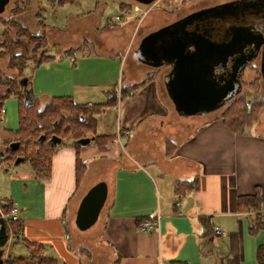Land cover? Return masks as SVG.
Wrapping results in <instances>:
<instances>
[{
    "label": "crops",
    "instance_id": "1",
    "mask_svg": "<svg viewBox=\"0 0 264 264\" xmlns=\"http://www.w3.org/2000/svg\"><path fill=\"white\" fill-rule=\"evenodd\" d=\"M34 1L28 0L30 7L24 5V13L20 17L17 15L29 28L36 21L32 15L33 9L40 7L42 13V6L36 4L35 7ZM174 2L183 3L184 6L187 4V1ZM180 7L171 4L168 7L171 9L162 10L169 16ZM125 27L132 31L130 23H124ZM117 28L115 30H119ZM85 42L73 34L66 46L61 50L56 49L57 55L46 53L54 57L49 61L54 62L50 64L65 66L72 72L77 65L75 52ZM126 47V51L134 57L131 51L133 45L126 44ZM135 61L137 71L142 74V82H150L152 86L151 97L155 103L153 110L140 119H131L128 112L124 115L125 101L120 91L123 87H116V84L110 87L75 81L73 73L70 75L65 69L60 73L41 72L43 66H35L34 74L25 77V100L38 99L42 106L51 100V95H72L77 103L84 105L104 103L107 101L106 92L116 87V105L106 107L96 118L99 135L116 134L117 138L110 143L108 151H101L94 141L80 147V158L86 160L87 170L78 189L75 184L76 149L70 142L58 146L52 158L49 178L26 173L27 178L24 174L18 175L17 179L27 181L23 185L27 199L20 203L23 230L15 236L9 251L7 247L4 249V257L16 255L14 249L23 251L19 243L22 239H28L42 244L44 252L45 246L50 244L55 255L45 253L57 259L60 257L64 264H83L82 260H77V252L81 254L86 251L79 246L72 251L65 238L66 227H75L76 209L81 197L95 183L106 181L109 193L99 237L102 240L101 250L109 252L111 257L104 264H164L170 260H184L189 264H259L256 256L258 247L264 245V230L256 234L248 230V217L253 214L239 210L237 199L240 195L253 194L259 189L263 195L264 213V121L254 124V129L249 133L237 134L225 126L223 118L209 120L179 114L187 126L201 129L193 134L192 139L191 136L185 139L182 135H176L178 131L185 133L186 128L178 126L176 132L175 127L169 126L167 114L174 103L169 98L168 102L163 101L157 89L160 82L164 83V76H160L159 70ZM37 84L42 85L48 95L37 97L34 94ZM135 84L138 83L131 85ZM151 116L154 118L150 119ZM142 121L146 127L136 128L141 135L134 139L130 129ZM165 129L172 132V141L176 146L166 144L167 135H161ZM124 137L130 138V144L138 140L139 146H145L142 162L134 153L125 154V146L121 143ZM144 141L157 143L158 151L150 149L151 145H145ZM184 181H193L191 187L185 184L177 192L176 186ZM35 188L40 191L39 196ZM9 199L19 205L13 196ZM159 214V229L152 232L139 229V219L145 220ZM206 219L209 229L205 224ZM215 226H219L224 233L219 235L213 232ZM88 256L91 261V254Z\"/></svg>",
    "mask_w": 264,
    "mask_h": 264
},
{
    "label": "rangeland",
    "instance_id": "2",
    "mask_svg": "<svg viewBox=\"0 0 264 264\" xmlns=\"http://www.w3.org/2000/svg\"><path fill=\"white\" fill-rule=\"evenodd\" d=\"M20 1L21 0H10L5 11L0 14V41L4 38V34L12 39H17L18 34L16 33V29L12 27V25L11 28L5 26L4 20L8 19L6 17H10L11 13L17 10L19 11L17 15L20 17V14L23 12V6L25 5L27 8L30 7V2H28V0H24V3H20ZM120 1L122 0H68L62 4L59 0H35V7H37L36 4L42 6V13L40 7L33 9L35 12L33 11L32 15L35 16L36 23L32 22L30 24L31 28H29L24 26L20 18L19 21L24 27H26V29L29 31V34L37 36L36 34L41 32V41L44 39V46L41 49L44 50V53H54L57 55L56 49L61 50L63 46H66L69 38L73 34H77L79 36V40L81 41L86 40V42L82 44V47L79 48L77 52H75L77 65L73 68L72 72L62 65L52 66L50 63L54 61H46L38 65V67L43 66L40 71H56L60 73L65 69V71H68L70 75L73 73V77H75L73 80L75 81L90 82V84L110 87L114 84H117L116 87H123V89L132 83H138L137 86L132 89L134 93H132V96H124L125 102L123 103V112L124 115L126 112H128V117L131 119H140L143 118V116L146 115L149 110H153L152 108L155 106V103L153 102L154 100L151 97L152 86L150 82H142V74L137 71L138 66L135 64V58L126 51V44L129 46L133 45V47H135L136 44L140 42L142 36L153 29L159 28L166 22L171 21L174 19V17L181 16L190 12V10H195L196 8H200L202 6H213V4H216L222 0H178L184 1V3L187 1L185 6L183 3H175L174 0H159L156 5L155 3L147 6L142 4L143 10L137 13H135V10L125 12L120 9ZM132 2L138 3L135 1ZM19 4L20 6H18ZM171 4L173 6H183L178 8L179 10L175 11V14L167 16L168 13L164 12L162 9H171H168ZM158 10H162L163 12L160 11L158 13ZM30 11L32 12V10ZM42 17L45 22L43 21ZM124 23H130L132 25L131 32L126 27L123 28ZM116 28L119 30H115ZM5 29H10L9 33H4ZM21 39L23 38L21 37ZM23 41H26L25 45L27 51H29V54L33 53V48L37 45V43L28 42L29 40L27 38H25ZM110 43H112V46ZM18 51H22V48L16 50V52ZM68 61L70 62V60ZM8 63V57L5 59H0L1 69L7 71V74H16L13 73L12 70L6 69L8 67ZM256 63L258 64V62ZM72 65L73 64L70 66ZM35 66L36 65L33 62L29 63L28 67L25 69L23 78L31 77L37 68ZM158 70L161 74L160 76H162L167 71V67L159 68ZM245 73L246 74L243 78L244 84L242 93L237 98H234L227 106H224L223 108H220L219 110L210 113L207 116L197 117L208 118L209 120L217 119L221 118L224 112H227L230 109H233L234 111L235 107L241 106L245 108L246 105L248 107H252V104L254 103L253 107L251 108L250 115L252 118L253 116H257V123L264 121V82L260 77V72H254L252 69H250ZM165 86V80L164 83L160 82V86L157 88L158 95L163 101L168 102V98L170 100L172 99L170 98L169 91L165 88ZM103 88L105 89L106 87ZM34 94L37 95V97L48 95L45 88L40 84H37L35 87ZM53 96L51 95V97ZM40 105L42 104L40 103ZM18 107L19 103L15 95L11 94L9 97L5 98L3 103V109H5V113L3 114V121H0V149L4 147V140L12 138V136L9 134L10 132H8L7 129L16 130L19 126ZM179 113L180 112L177 110L176 106L172 105L170 113L167 114L169 126H173L175 128L180 126L188 129H185L186 132L184 133L182 131H178V128H176V132L178 131L176 135H182L185 139L188 136H191L192 139L195 136L193 134L195 132L198 133L201 128L191 127L190 125L187 126V122L179 116ZM151 118L153 119L154 116H151L150 119ZM142 123L143 121L134 129H130L132 132L131 136H133L134 139H138V135H141V132H137L136 128L144 129L146 127V125H142ZM144 132L145 131L142 133ZM161 135H167V140H165L166 144L169 146H176V144L173 142L174 139L172 132L165 129L161 131ZM129 140L130 138L124 137L121 142L123 143V146H125V154L127 155L134 153V156H136V158L142 162V154L146 149L145 146H139L137 143L138 140L135 142V144H130L128 143L130 142ZM144 143L147 146L151 145L150 149H156L158 151L157 143L151 144L148 141H144ZM24 173L30 176H35L34 170L28 161L0 164V199H4L6 197L10 198L13 196L14 199L16 198V200H18L19 206L21 208L20 203L23 202V199H27L24 197L25 191L23 187L27 181L26 179L19 180L17 178L18 175ZM26 174L23 175L25 178L28 177ZM35 191L37 196H39L40 191L36 188ZM105 207L106 206L102 208V212L98 221L95 222L91 228L83 231L78 229L76 225L73 228L68 226L66 227L65 238L69 246L72 248V251L75 249L77 250L78 246L84 248L82 250L86 251L85 253L81 254L80 252H77L79 254L77 260H82L81 263L83 264L84 262L86 264H104V262L110 260V253L101 250L102 240L99 237L101 233L100 223L104 217ZM0 210H2V212H6L1 204ZM14 238L15 236H12L8 243V251V248L12 246V241ZM19 244L21 248L23 247V251L19 252L14 249L13 253L16 254L15 256H19L20 254H28L26 244L22 240ZM45 247L46 253H52L55 255V252L52 251L53 248L50 246V244H47ZM89 253L91 254L92 258L91 261H89ZM56 264H63V261L60 257L58 258V263Z\"/></svg>",
    "mask_w": 264,
    "mask_h": 264
},
{
    "label": "trees",
    "instance_id": "3",
    "mask_svg": "<svg viewBox=\"0 0 264 264\" xmlns=\"http://www.w3.org/2000/svg\"><path fill=\"white\" fill-rule=\"evenodd\" d=\"M62 4L68 0H59ZM134 2L129 0L120 1V9L125 12L134 10ZM20 6V4L18 5ZM19 11L11 13L10 18L4 20L5 26L16 29L17 39H12L4 34V38L0 41V59L9 58L8 67L13 73L7 74V71L0 67V111L3 108L5 98L11 94L15 95L19 103V126L16 130L7 129L10 132L11 139L4 140L5 151L4 155L0 154V164L13 163L18 157H22V161L30 162L35 176L38 178H49L52 158L56 153L59 145H65L69 142L76 149V185L77 189L82 182L86 170V160L80 158L79 145L77 141L82 138L91 137L98 145L101 151H108L110 143L117 138L116 134L99 135L97 114L102 112L106 107L116 105L118 101V91L116 87L106 92L107 101L104 103H85L80 104L75 101L73 96H53L46 106L40 105L38 99H33L27 102L26 90L21 86L19 80L24 77L25 69L29 63L33 62L36 66L43 62L50 61L54 57L44 53V42L41 41V32L37 36L29 34V31L24 27L17 14ZM10 29H5L9 33ZM43 34V33H42ZM44 35V34H43ZM21 37L23 39H21ZM42 37V36H41ZM27 38L28 42L37 43L33 48V53L29 54L23 40ZM36 38V39H35ZM22 51L16 52L17 49ZM117 85V84H116ZM137 85L127 86L122 88V96L132 94ZM254 104V103H253ZM252 104V107H253ZM252 107L245 108L238 106L224 112V123L230 130L237 134L249 133L257 123V116L250 115ZM237 108V109H236ZM59 137V144H51L53 137ZM41 137L43 140L40 141ZM18 143L17 149H11L8 146L12 143ZM196 180V179H195ZM194 180V181H195ZM193 181H184L176 186L177 192L186 184L191 187ZM0 204L3 206L5 213L9 212L13 205V200L8 197L0 199ZM239 210L251 212L249 216V231L252 234L264 230V213L262 211L263 195L261 191L256 190L253 194L240 195L237 199ZM141 219L137 221L141 223ZM205 224L209 229V221L205 220ZM23 230V223L20 220L11 221L10 225L0 217V249H5L12 236L19 235ZM215 231V230H214ZM213 231V232H214ZM206 234L208 233L205 231ZM27 246L25 255L15 256L10 254L6 264H56L58 259L44 252L43 245L38 242H31L28 239H22ZM257 261L259 264H264V245H260L257 251ZM64 264V263H63ZM66 264V263H65ZM164 264H189L186 261H166Z\"/></svg>",
    "mask_w": 264,
    "mask_h": 264
},
{
    "label": "flooded vegetation",
    "instance_id": "4",
    "mask_svg": "<svg viewBox=\"0 0 264 264\" xmlns=\"http://www.w3.org/2000/svg\"><path fill=\"white\" fill-rule=\"evenodd\" d=\"M211 8L214 9L201 13V11ZM174 23H178L177 27L180 28L176 33L184 32L187 39H192L190 34L194 32L192 34H202L221 43L231 41L235 36L237 39L244 38L247 40L243 51L234 50L231 54L224 55L221 58L220 56L213 58L208 78H202L197 73L194 74L192 80H195L196 83H194L193 89L190 90L185 88L182 78L189 77L193 72L188 69H178L174 61L157 67L140 62L156 70L167 67V71L162 75L164 80L173 79L175 92L182 98L186 95L185 101L193 107L192 109L189 108L192 111H190V114H186V117L207 116L230 104L234 98L242 93L243 78L247 70L252 69L254 72H260V77L264 82V0H222L213 4V6H202L181 16L174 17L171 21L151 30L144 36ZM144 36L138 42L139 44L137 43L132 48L133 55L141 47L143 56L147 55L149 46L143 44ZM173 39L172 37L171 40ZM186 49L187 52L191 50L189 47ZM176 54H173V56L176 57ZM23 79L19 82L24 88L21 83L24 82ZM193 111L196 113L191 114ZM0 121H3L1 117ZM13 143L8 147L10 148ZM3 146L5 147V145ZM4 147L0 149L2 155H4Z\"/></svg>",
    "mask_w": 264,
    "mask_h": 264
},
{
    "label": "water",
    "instance_id": "5",
    "mask_svg": "<svg viewBox=\"0 0 264 264\" xmlns=\"http://www.w3.org/2000/svg\"><path fill=\"white\" fill-rule=\"evenodd\" d=\"M10 0H0V14L3 13L6 9V6ZM138 2L143 5H151L156 3L158 0H131ZM214 8L207 9L201 11L208 12L213 10ZM178 23H174L169 26H165L157 31L151 32L147 36H144L143 44H148V52L147 55L143 56L142 47L139 48L137 52L134 54V57L137 61L150 64L154 67L162 66V64H166L168 62H173L177 65L178 69L182 68L184 70L188 69L191 73L189 77H183L185 83V88L193 89L195 80H192L194 74L201 76L202 78H208V73L211 70V60L217 56L220 58L224 55L231 54L234 50L243 51L244 45L247 44L246 39L236 38V36L227 42H217L212 38L206 37L204 35L192 34V39H187L186 34L184 32L176 33V31L180 28L177 27ZM172 37L174 38L173 40ZM238 40V41H236ZM143 46V45H142ZM190 48L191 50L187 52L186 48ZM175 52H173L172 50ZM185 52H184V49ZM172 51V52H171ZM170 53V54H169ZM176 54V57L173 54ZM26 78L23 79L24 82H21L23 86L26 85ZM166 89L169 91L170 98L172 102H174L177 110H179L180 115L190 114L189 110L193 107L189 106L186 100V95L184 98L180 97L174 89L173 79H169L165 81ZM188 91V90H187ZM188 93H190L188 91ZM196 113L195 111L191 112V114ZM43 140L41 137L40 141ZM61 141L59 137H53L50 141L51 144H57ZM92 141L91 137H86L79 139L77 143L79 145H87ZM18 143H13L10 148L17 149ZM22 157L18 158L16 163L22 161ZM109 193L108 184L106 181H100L95 183L86 194L81 197L80 204L78 209H76V218L75 224L80 230H87L91 228L95 222L98 221L99 216L101 214V209L104 207L107 201V195ZM4 249H0V264H6L7 258L10 257V254L7 257H4Z\"/></svg>",
    "mask_w": 264,
    "mask_h": 264
},
{
    "label": "built area",
    "instance_id": "6",
    "mask_svg": "<svg viewBox=\"0 0 264 264\" xmlns=\"http://www.w3.org/2000/svg\"><path fill=\"white\" fill-rule=\"evenodd\" d=\"M134 10L136 12H141L143 10V6L142 4L140 3H135L134 4ZM5 113V109L1 108V111H0V117L3 119V114ZM1 211V218H3L7 223L8 225H10L11 221H18L20 220V207L19 205L16 203V202H13V205L12 207L10 208L9 212L5 213V212H2ZM160 217L161 215H156L155 217L153 218H149V219H145V220H142L140 221L141 223H139V229L143 232H152L156 229H159L160 227ZM214 232L216 234H219V235H222L224 232L221 230V228L219 226H215L214 228Z\"/></svg>",
    "mask_w": 264,
    "mask_h": 264
}]
</instances>
